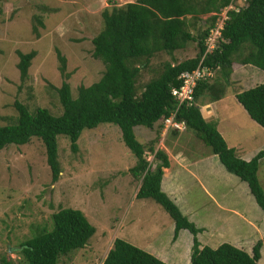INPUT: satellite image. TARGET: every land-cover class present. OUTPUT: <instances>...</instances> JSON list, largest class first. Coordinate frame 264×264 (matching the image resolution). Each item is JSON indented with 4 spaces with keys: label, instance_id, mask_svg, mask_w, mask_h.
Returning <instances> with one entry per match:
<instances>
[{
    "label": "rangeland",
    "instance_id": "1",
    "mask_svg": "<svg viewBox=\"0 0 264 264\" xmlns=\"http://www.w3.org/2000/svg\"><path fill=\"white\" fill-rule=\"evenodd\" d=\"M121 1L0 0V125L15 122L18 115L15 101L25 105L30 112L44 107L53 115L61 113L57 88L66 79L58 68L56 48L66 57L65 72L69 73L67 82L73 97H76L79 85H90L99 80L104 64L92 56V38L103 27L101 11L111 5H122ZM209 15L200 16L196 27L204 28V21ZM37 18L42 21V25L37 22ZM33 27H36L38 35ZM31 50L35 51V56L27 76L22 79L17 68V52L27 53ZM197 50L196 42L190 41L186 48L174 51L171 55L166 52L155 55L148 67L140 72L138 93L145 82L160 73L164 63H177L193 57ZM234 68L226 86L228 91L223 97L225 100H221L227 105L232 101L228 99L236 92L254 85L256 81L263 82L260 79L262 75L248 81V68L242 70L240 65ZM218 78L221 79V73L215 70L209 81L212 83ZM205 100L212 101L209 97ZM233 101L237 103V100ZM242 115H237L242 128L235 130L242 149H262L264 130L247 118V114ZM221 118L224 119L222 115ZM158 127L157 124L151 129L136 126L134 133L147 147L156 137ZM77 144L78 150L73 152L68 137L57 136L60 173L56 181H52L45 147L39 138L32 137L26 144H9L0 150V258L6 257L12 260V264H21V256L17 253L20 243L31 238L40 228L50 230L53 213L62 208H75L83 211L96 231L83 248L62 255L57 264H101L117 237L144 250L154 248L155 256L173 261L172 252L175 250L171 246L174 244V223L160 204L150 198L135 197L140 180L133 178L128 169L135 164L136 158L125 146L120 128L113 123L85 128ZM154 146L155 149L166 151L176 166L180 154L193 160L209 149L196 133L186 128L176 134L162 131ZM146 158L154 165L152 153H147ZM230 175L226 178L223 173H219L218 177L206 178L215 188L213 196L221 199L224 209H242V217L245 215L250 225L247 221L244 223L242 217L230 212L219 216L223 212L218 214L219 208L208 197L198 199L195 204L189 202V198L196 200L199 196L200 186L193 178L185 183L188 185L190 208L198 205L196 216L199 220L208 215L221 218L225 223L226 236L237 237L242 234L256 237V241L259 237L263 239V210L255 206L254 201L245 198L242 188L238 189L237 185L243 182L237 176L238 179ZM258 178L264 189V159L260 163ZM185 232L189 233L188 230ZM181 237L186 246L187 235L183 237L182 234ZM189 242L191 247V238Z\"/></svg>",
    "mask_w": 264,
    "mask_h": 264
},
{
    "label": "trees",
    "instance_id": "2",
    "mask_svg": "<svg viewBox=\"0 0 264 264\" xmlns=\"http://www.w3.org/2000/svg\"><path fill=\"white\" fill-rule=\"evenodd\" d=\"M230 3L236 9L228 10V19L216 47L208 53L205 40L215 25L217 14ZM206 14L210 15L204 21L205 27H196L200 16ZM101 17L103 27L92 38V56L104 64L99 80L90 85H79L77 95L73 97L67 82L69 73L65 72L66 57L56 48L58 68L66 79L57 88L61 113L53 115L44 107L30 112L25 105L15 101L18 112L15 122L0 125V150L9 144H26L32 137L39 138L45 147L52 181H56L60 173L57 136H67L71 151L77 152V140L83 129L113 123L120 128L125 146L136 158L135 164L128 169L133 178L140 180L135 197L150 198L164 208L174 223L173 240L181 230H188L192 235L189 264H260L262 240L255 241L252 252L229 242H222L215 248L201 246L197 236L202 229L161 189L163 168L169 166V160L166 151L155 149L154 145L160 139L164 118L177 108L171 88L179 87L180 74L197 67L203 57L202 66L212 68L214 73L219 70L221 79L212 83L209 78L199 81L192 103H182L177 108L175 120L196 133L209 147L208 153L217 155L229 173L247 184L255 203L264 212V189L258 178L264 147L249 160L241 158L234 147L228 146L216 124L203 117L200 107L208 97L215 101L226 95L235 65L248 68L250 82L257 79L252 71L263 73L264 0H135L105 7ZM37 22L43 24L38 18ZM33 30L38 35L36 27ZM190 41L196 42L195 56L177 63H164L160 73L145 82L138 93V77L151 59L160 52L171 55L186 48ZM17 53V68L24 79L35 51ZM260 79L263 82H254L236 92L235 97L249 117L264 129V79ZM156 124L159 125L157 135L145 147L137 139L134 127L151 129ZM171 131L173 134L179 132L170 129L166 134ZM147 153L153 154L154 165L147 160ZM51 218L50 230L36 229L31 238L20 243L17 253L21 256V264H57L62 255L83 248L96 231L79 209L62 208ZM0 264H12V260L2 257ZM101 264L168 263L117 237Z\"/></svg>",
    "mask_w": 264,
    "mask_h": 264
},
{
    "label": "crops",
    "instance_id": "3",
    "mask_svg": "<svg viewBox=\"0 0 264 264\" xmlns=\"http://www.w3.org/2000/svg\"><path fill=\"white\" fill-rule=\"evenodd\" d=\"M234 71L235 68H233V72ZM251 73L252 75H254L255 78L257 75L260 76L262 75L261 78L264 79V75L261 72L252 71ZM224 98H221L216 101L204 100L203 102H201L200 107H201L202 115L208 121H212L216 124L218 131L223 136L228 146L234 147L241 158L245 160H249L259 151L258 149L260 148H256L255 150L252 151L243 150L239 139H237L238 136H236L237 133L236 131L242 128V124H241L242 122L237 117V115L243 116L242 114H247V112L244 110V108L239 102L234 104L233 100H237L235 94L228 99L230 101L232 100L229 103V105L223 104V101L221 100H225ZM220 111H222V114H220ZM221 115L224 117V119L221 118ZM246 116L247 118H250L248 114ZM224 124L227 125L224 126ZM168 160H169V166L163 168L161 189L170 197V199H172L178 205L182 213L185 214L189 218V220L193 221L197 225V227L202 229V231L199 232L197 236L198 240L201 243V246L207 245L212 248H215L222 242H229L237 247H241L245 249L247 252H250V248L255 243L256 237L253 236L246 237L243 236L242 234L241 235L239 234L237 237L231 235L226 236V228L224 227L225 223L221 221V218L219 217L216 218L217 215H208L206 216L207 220L205 216L200 218L199 220L198 217L196 216V213L198 212L196 210L198 205H192V207L190 208V204L188 203V198H189L188 185L186 186L185 183L186 184L188 183L189 178H193L195 182L200 186V190H199V196L195 198L196 200H190L189 198V202H193L195 204L196 202H198L197 201L198 199L200 198L203 199L204 197H208L213 202V204L219 208L218 209L219 212L217 213L220 214L223 212L219 216H222L225 212H230L239 217L243 216L242 209L235 208L233 210L231 209L225 210L224 204L221 201V199L218 198L216 195L213 196L212 194V192H214L215 194V188L212 186L211 182L206 177H213V176L218 177L219 173H223V176L226 178L231 176L230 175L231 173H229L222 164L219 165L218 162L220 161H218L219 159L217 155L208 153L207 151L201 155H198L197 157H194L193 160H190L189 158L187 159L182 154H180V156L177 159L179 160L177 166L176 163L171 161L170 158H168ZM183 172H185L186 174L185 176H183ZM180 174H182V176H180ZM236 181L238 182V180ZM237 185H238V189H240V187L242 188L241 190L243 194L246 195L245 198L247 200H249L250 202L254 201V198L250 194L249 188L245 182L241 184L242 186L239 185V183ZM201 194L202 197H200ZM254 204L255 206L258 207L255 201ZM242 219L244 220V223L245 221H247V224L250 225L251 222L248 220V218L245 215L244 217H242ZM183 232L184 230H181L179 232L177 238L174 240V244H172L171 246L173 250H175V252H172L173 253L172 256L174 257V260L167 261L166 259L162 258V256L159 258H161L163 261L167 262L168 264H189L190 252H191L189 241L190 238L192 239V235ZM182 234L183 237L185 236V234L187 235L188 244L186 246L183 245L184 240L182 241V237H181ZM258 239L262 240V246L260 249L261 258L259 260V263L264 264V238L262 239L259 237ZM150 249L151 247L145 248V250L149 251L154 255L153 253L155 251L154 248H153L154 251L152 249L151 251ZM178 257L179 260H177Z\"/></svg>",
    "mask_w": 264,
    "mask_h": 264
},
{
    "label": "built area",
    "instance_id": "4",
    "mask_svg": "<svg viewBox=\"0 0 264 264\" xmlns=\"http://www.w3.org/2000/svg\"><path fill=\"white\" fill-rule=\"evenodd\" d=\"M126 1L129 2V0H122L121 4L127 3ZM230 9H236L233 3H230L228 6L222 8V10L217 14L218 17L216 19L215 25L210 29L209 35L205 40V44L207 46L206 52L209 53L215 49L216 41L220 37L225 20L228 19L227 12ZM202 60L203 57L201 58L197 67L194 69L183 71L180 74L179 78L181 80V85L179 87L174 86L171 88V94L177 101V108L185 102L190 105L194 99V89L197 83L213 76L214 70H212L210 67L202 66ZM177 108L171 111L170 115L163 120L162 131L165 134L170 129H178L180 131L185 129V125L183 123L177 122L175 120Z\"/></svg>",
    "mask_w": 264,
    "mask_h": 264
}]
</instances>
